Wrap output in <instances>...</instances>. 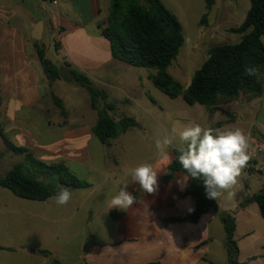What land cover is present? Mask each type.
I'll use <instances>...</instances> for the list:
<instances>
[{
	"label": "crops",
	"instance_id": "1",
	"mask_svg": "<svg viewBox=\"0 0 264 264\" xmlns=\"http://www.w3.org/2000/svg\"><path fill=\"white\" fill-rule=\"evenodd\" d=\"M109 8L110 0H0V127L7 142L26 150L11 151L0 136V177L25 163L29 154L45 165L63 164L89 185L70 190L66 206H58L54 196L31 201L0 187V264H227L225 232L217 216L204 214L196 223H164L194 209V201L184 194L189 178L177 171L164 181L178 141L167 149L168 157L156 149V134H167L160 120V91L150 80L154 73L113 58L99 29ZM37 25L38 41L33 39ZM45 31L48 44L43 43ZM35 42L58 69L83 74L103 90L106 103L113 106L110 117L132 118L136 126L100 142L92 131L97 111L90 98L82 106L77 96L67 95L66 81L46 79ZM51 48L55 55L49 59ZM263 85L259 97L224 98L214 112L205 106L203 111L180 106L174 121L239 127L250 136V144L264 150ZM47 87L61 92L54 95L66 117L53 105ZM103 106L100 102L98 109ZM142 163L158 172L155 193L131 182L129 170ZM262 168L264 153L250 159L231 195L225 192L216 199L220 211H236L239 264H264V217L256 203L239 209L264 189L263 178L247 174H262ZM125 185L136 203L126 210L109 209V201Z\"/></svg>",
	"mask_w": 264,
	"mask_h": 264
},
{
	"label": "trees",
	"instance_id": "2",
	"mask_svg": "<svg viewBox=\"0 0 264 264\" xmlns=\"http://www.w3.org/2000/svg\"><path fill=\"white\" fill-rule=\"evenodd\" d=\"M214 0H205L209 10ZM100 34L110 43L114 59L137 68L154 69L150 76L154 87L167 97H181L188 105H202L210 112L217 110L221 98L233 99L239 94L259 97L264 82V0H249V9L242 23L230 29L240 36L233 45H219L208 49L207 58L193 73L187 87L175 81L166 69L176 59L184 44L181 26L160 0H110V8L105 21L99 25ZM37 57L46 79L51 83L59 79L58 68L45 58V50L34 43ZM257 69L255 76H247L245 67ZM72 81L85 89L90 98L91 108L97 111V121L92 131L98 140L106 143L128 128L136 126L132 118L115 121L109 116L113 106L106 103L103 90L92 86L83 74L71 71ZM53 105L61 116L66 117L62 101L50 92ZM0 96V104H1ZM104 106L98 109V104ZM0 136L8 149L17 153L26 150L16 148L7 142L0 127ZM174 150V159L168 165L164 181L168 182L174 173L181 171L189 178L184 194L194 201V209L178 217L164 220V223H196L200 216H217L225 232L227 264H239L238 248L234 239L236 211H220L216 200L207 198L202 179H194L185 172ZM87 182L78 179L63 164L45 165L26 154L25 163L16 164L5 176L0 177V187L9 190L16 197L44 201L55 196L61 187L72 189L87 188ZM248 203H256L260 215L264 217V189L244 201L239 209Z\"/></svg>",
	"mask_w": 264,
	"mask_h": 264
},
{
	"label": "clouds",
	"instance_id": "3",
	"mask_svg": "<svg viewBox=\"0 0 264 264\" xmlns=\"http://www.w3.org/2000/svg\"><path fill=\"white\" fill-rule=\"evenodd\" d=\"M257 69L245 67L247 76H255ZM180 165L188 176L203 181L207 198L216 200L223 193L231 195V189L251 159L250 136L239 127L211 128L189 123L173 126L171 133L156 134L155 147L165 157L167 149L177 145ZM131 182L139 183L145 193L158 189V172L152 164L142 163L129 170ZM127 185L109 201L108 208L129 209L136 203V197L126 191ZM72 198L68 188L61 187L52 198L58 206H66Z\"/></svg>",
	"mask_w": 264,
	"mask_h": 264
},
{
	"label": "rangeland",
	"instance_id": "4",
	"mask_svg": "<svg viewBox=\"0 0 264 264\" xmlns=\"http://www.w3.org/2000/svg\"><path fill=\"white\" fill-rule=\"evenodd\" d=\"M164 7L178 19L184 44L180 48L176 59L166 69V72L183 87H187L191 81L193 73L202 65L207 58L209 48L219 45H233L240 39L239 35L230 32V29L238 27L249 9V0H214L213 6L207 10L205 0H160ZM33 30V28H32ZM31 30V31H32ZM48 35L44 32L43 43L48 44ZM55 51L51 48L49 59H52ZM155 73L154 69H146ZM68 90L67 95L77 96L79 104L86 106V98H89L85 89L81 88L73 81L63 83ZM46 92L60 95L56 88H46ZM224 98H221L223 100ZM161 108L160 120L165 127L167 134L171 133L174 125L179 121L174 118L179 117L180 106L186 108H201L204 106L186 104L181 97L171 99L159 92L157 100ZM262 101L264 102V85ZM184 124L183 122H179ZM178 141V140H177ZM257 180L264 179V168L262 174L247 173ZM258 183L260 181H257Z\"/></svg>",
	"mask_w": 264,
	"mask_h": 264
},
{
	"label": "water",
	"instance_id": "5",
	"mask_svg": "<svg viewBox=\"0 0 264 264\" xmlns=\"http://www.w3.org/2000/svg\"><path fill=\"white\" fill-rule=\"evenodd\" d=\"M38 34H39V25L35 26L34 30H33V39L36 41H38L40 39ZM58 76H59V78H61L64 81H71L72 80L71 72L65 68H62V67L58 69Z\"/></svg>",
	"mask_w": 264,
	"mask_h": 264
},
{
	"label": "built area",
	"instance_id": "6",
	"mask_svg": "<svg viewBox=\"0 0 264 264\" xmlns=\"http://www.w3.org/2000/svg\"><path fill=\"white\" fill-rule=\"evenodd\" d=\"M53 4H56V0H48ZM251 151V159L255 158L258 154L264 153V150L260 146H255L254 144H250Z\"/></svg>",
	"mask_w": 264,
	"mask_h": 264
}]
</instances>
